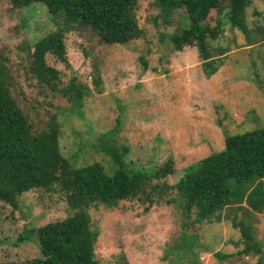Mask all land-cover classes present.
<instances>
[{"label": "rangeland", "instance_id": "1", "mask_svg": "<svg viewBox=\"0 0 264 264\" xmlns=\"http://www.w3.org/2000/svg\"><path fill=\"white\" fill-rule=\"evenodd\" d=\"M133 13L140 34L126 44L103 43L88 26L76 23L64 32L68 64L45 54L46 63L58 70L52 89L29 72L27 51L61 20L55 24L40 2L12 9L8 0H0V61L31 132L45 129L54 118L59 152L74 165L99 162L111 172L106 145L124 146L129 166L154 168L171 157L175 169L165 177L171 184L189 164L222 148L224 130L264 123V0H250L245 8L248 38L225 20L221 33L209 41L210 48L226 51L210 76L203 72L195 43L175 48L168 40L188 23L184 10L172 9L166 16L154 0H137ZM216 18L213 9L205 21L213 25ZM93 75L100 78L98 87ZM71 81L88 87L80 104L57 90ZM145 203L121 200L116 207H89L97 264H257L260 254L264 264V211L246 210L261 253L245 254L237 253L244 243L227 215L197 222L176 204L144 210ZM70 212L57 190L31 188L17 196L15 207L0 199V264L38 256L36 239L18 236Z\"/></svg>", "mask_w": 264, "mask_h": 264}, {"label": "trees", "instance_id": "2", "mask_svg": "<svg viewBox=\"0 0 264 264\" xmlns=\"http://www.w3.org/2000/svg\"><path fill=\"white\" fill-rule=\"evenodd\" d=\"M136 1L8 0L12 9L40 2L55 24L56 19L61 20V25L28 47L29 72L40 84L56 88L58 70L46 63L45 54L51 53L68 64L64 32L74 23L88 26L106 44H126L139 37L140 28L133 13ZM154 1L166 16L177 8L187 14L188 23L167 37L175 48L195 43L206 76L217 70L226 53L209 44L221 33L225 20L246 38L249 36L244 17L250 0ZM213 9L217 18L209 25L205 20ZM219 50L220 56L212 54ZM8 78L7 68L0 61V199L15 207L17 196L31 188L57 190L64 194L71 209L65 217L30 228L26 236L19 235L18 240L32 235L39 255L9 264H97L93 252L97 233L91 226L88 209L96 204L116 207L121 200L146 202L144 210L153 204L173 203L185 216L193 213L197 222L219 221L227 215L244 243L237 253H261L246 210L264 211V123L231 133L224 130L221 149L189 164L182 176L169 184L165 177L175 169L171 157L154 168L129 166L123 159L124 146L106 145L114 164L111 172L99 162L74 165L59 152L54 118H49L45 129L31 132L27 115L10 94ZM92 82L98 87L99 76L93 75ZM57 90L72 104H80L88 87L71 81ZM224 207H230L229 214H222ZM262 261L260 254L257 264Z\"/></svg>", "mask_w": 264, "mask_h": 264}]
</instances>
